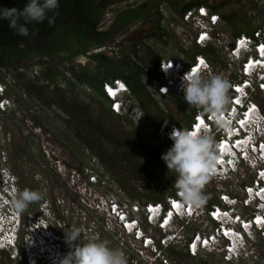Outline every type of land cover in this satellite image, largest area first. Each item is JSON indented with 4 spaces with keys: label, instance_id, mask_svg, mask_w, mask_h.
I'll return each instance as SVG.
<instances>
[{
    "label": "rangeland",
    "instance_id": "1",
    "mask_svg": "<svg viewBox=\"0 0 264 264\" xmlns=\"http://www.w3.org/2000/svg\"><path fill=\"white\" fill-rule=\"evenodd\" d=\"M173 1L175 0H158V4L163 5L167 15V18L162 21L168 33L163 39L146 37L139 42L140 60L149 69L158 56L189 61L183 50L190 54L195 53L193 47L183 48L185 42L182 35L174 31L176 24L179 23L180 14ZM222 12L243 19L250 27H256L264 17V0L234 1L223 8ZM219 29L227 38H233L224 20ZM39 43H43V40L31 41L32 45ZM215 48L222 59V63H218V58L217 61L211 62L216 75H220L229 82L238 78L240 63L238 61L229 63L225 50L219 46ZM127 50L128 48L107 49L94 57L79 56L75 62H58L55 56L48 59L51 63L62 64L63 69H67L65 78L58 77V86L68 98H76L87 105L91 123L99 122L103 129L118 142L116 147L103 138L97 139L91 135L90 127L80 126L73 115L55 103L54 95L58 89L54 85L48 84L45 80L35 81L45 70V66L38 62L39 58L29 60L28 64L32 65L31 68L16 70L0 66V81L7 84V95L13 100L9 110L0 114V166L5 168L3 171L6 177L11 178L12 194L26 188L43 193L41 201L32 203L23 214H18L22 229L18 227L14 241V248L17 250L12 251V248H10L11 252L0 250V264L3 261L5 264H29L26 258L17 255V251L26 242V224L33 223L34 220L38 221L39 217L42 218L41 223L47 225L56 236H54L56 238L54 243H49L44 248V256L42 255L44 264H59V260L72 250L66 242L65 234L74 228L82 230L81 243L91 240L106 241L109 246L123 251L128 264H162L157 254H154V245L147 248L136 239L135 235H128L125 230H122L117 221L108 214L107 206L98 193L103 194L102 190L111 193L128 208L132 203L144 204L162 190L169 191V187L163 181H155L148 170L140 172V175L135 177L133 172L139 168L135 164L136 160L129 158L130 155L126 149L129 145L143 143L150 147L152 154L158 153L161 156L167 141L163 136L164 130H158L156 127L157 120L171 117V123L184 127L197 108L189 106L184 96L170 98L152 93L157 102L152 103L143 97L146 110L134 97L137 117L125 115L122 117L119 115V117L112 113L107 101L103 100L88 83L80 80L87 78L85 71L89 74L100 72V75L108 72L114 64L120 62V56L127 53ZM1 53L2 51L0 56ZM81 57L83 62L79 63ZM70 67L78 71L80 78H76L72 71L68 70ZM152 78L150 75L144 76L150 92ZM37 83L44 88L39 87ZM252 97L264 109V93L259 91L253 93ZM90 163H94L98 169L102 170L108 179L109 191L85 184L87 180L82 171L83 167ZM126 166H130L131 169H127ZM243 169L247 173H243ZM166 170L176 181L174 171ZM253 176V171L250 172L249 169L241 166L239 173L230 174V177L225 180L209 178L203 189V193L208 197L205 204L208 205L211 202L210 198L213 199V203L218 202V193L221 191L229 192L240 201L245 195L242 185L250 182ZM146 183L155 187L154 190L146 189L144 187ZM236 210L244 216L250 215V208L243 207L240 202ZM135 216L139 218L140 225L146 234L154 239L155 244L162 234L165 235L163 230L147 222L143 211ZM181 224L174 221L169 226L168 234L175 232V234L178 233V237L172 240V237L168 236L166 244L171 243L182 253H186L187 240L195 231H207L212 226V222L203 215L184 221L183 227ZM35 232L37 233V230ZM257 238L258 242L252 244L257 254L259 253V261H263L264 241L258 235ZM21 240L23 243L19 245ZM160 243L162 244V241ZM162 246L165 257L175 264H257L258 262L251 257L244 258L239 263L236 261H234L236 263H229L222 261L220 253L202 251L195 258L174 259L170 255V250L166 249L165 245L162 244Z\"/></svg>",
    "mask_w": 264,
    "mask_h": 264
},
{
    "label": "built area",
    "instance_id": "2",
    "mask_svg": "<svg viewBox=\"0 0 264 264\" xmlns=\"http://www.w3.org/2000/svg\"><path fill=\"white\" fill-rule=\"evenodd\" d=\"M161 12L164 14L163 19L167 18L163 5ZM221 22L218 12L212 11L207 5H196L184 11L175 26L174 31L182 35L185 42L184 49L219 46L225 50L229 63L236 61L240 63L239 77L230 82V104L221 114L227 128L218 125L211 115L197 109L191 116L189 126L184 129L199 131L201 127H206L217 141L219 159L209 178L225 180L230 174L239 173L241 166L246 167L250 172L253 171L254 176L250 182L242 185L245 193L243 198L239 201L229 192L221 191L218 193L219 202L196 208L183 203L176 190L175 196H167L166 204L149 201L142 205L132 203L126 208L125 203L118 200L117 196L104 190L101 191L103 194L98 193L107 206L108 214L117 221L122 230L128 235H135L136 239L147 248L154 245V254H157L162 264H175L168 261L162 250V244L166 249L171 245V243L166 244L168 236L172 237V240L178 237V233L175 232L168 234L169 225L177 221L181 222L183 227L184 221L201 215L211 221L212 226L207 231H195L187 240L186 252L192 257H198L202 251L220 253L224 262L239 263L244 258L252 257L254 261H258L257 264H264V260L259 261V253L257 254L252 244L258 242L257 235L264 241V109L252 97L256 92L264 93V51H262L264 17L251 33L242 32L231 39L219 29ZM172 25L174 26V23ZM35 68L37 69V65ZM158 70L159 77L151 79V93L170 98L184 96L181 84L185 73L190 71L203 80L216 75L210 60L200 51L196 52L189 61L181 58H162L158 63ZM102 90L112 113L132 118L138 116L131 88L122 78L105 80ZM12 104V98L7 95V84L0 81V114L7 112ZM173 128L183 127L171 123L165 129L163 136L167 145L164 153L172 145L169 133ZM4 169L0 166L1 247H7L11 242L13 234L11 228L18 216L8 203L12 195V183L10 176L6 177L4 174ZM242 172L247 173L244 169ZM82 174L86 177V185L109 191L108 179L94 163L84 166ZM90 190L93 192L92 188ZM239 202L243 207L250 208V215L244 216L236 210ZM141 211L145 213V219L150 225H156L165 233L159 237L156 244L154 239L146 234L139 223V218L135 216ZM29 237L30 235H26V239Z\"/></svg>",
    "mask_w": 264,
    "mask_h": 264
},
{
    "label": "clouds",
    "instance_id": "3",
    "mask_svg": "<svg viewBox=\"0 0 264 264\" xmlns=\"http://www.w3.org/2000/svg\"><path fill=\"white\" fill-rule=\"evenodd\" d=\"M58 8L59 0H27L22 9L15 6L0 7V20H6L17 35L26 37L30 34L28 27L30 23H41L47 19L50 25L54 24ZM50 12L53 15L49 16ZM79 59L83 62L82 57ZM181 88L184 100L189 106L211 115L216 119L218 125L227 128L221 114L227 109L231 100L229 80L220 75L203 80L199 75L189 71L182 78ZM161 90L167 91V89ZM169 138L172 140V145L161 155V159L165 162L167 169L176 174L177 193L183 203L196 208L202 207L208 198L203 193V189L219 159L218 143L206 127H201L199 131L173 128L169 133ZM42 199L41 191L26 188L13 192L8 203L16 214H23L32 203ZM41 220L42 218L39 217L38 221L34 220L33 223L26 224V235H30V237L26 239V242L23 243L21 240L19 243V245L23 244L17 251V255L26 258L29 264H44V248L56 240L55 234L53 235L50 228L43 222L41 223ZM20 221L21 218L18 215L11 228L13 233L11 242L7 247L0 246V250L9 252H11L10 248L12 251L17 250L14 248V241L18 227L22 229ZM40 231L42 233L41 244L35 241L36 234ZM81 234L80 228L66 232L65 239L72 250L59 260V264H128L122 250L109 246L106 241L91 240L81 243ZM9 252L7 253L9 254Z\"/></svg>",
    "mask_w": 264,
    "mask_h": 264
},
{
    "label": "trees",
    "instance_id": "4",
    "mask_svg": "<svg viewBox=\"0 0 264 264\" xmlns=\"http://www.w3.org/2000/svg\"><path fill=\"white\" fill-rule=\"evenodd\" d=\"M239 2L240 0H175L173 3L176 5L177 10L179 11V14L181 15L184 11H186L188 8L192 6H198V5H207L212 11H216L220 14L221 19L224 20L227 30H229L233 36H236L242 32L245 33H251L254 29V27H250L245 24L243 19H240L236 16H232L230 13L222 12L223 8L230 5L232 2ZM5 7H17L18 9H22L25 4L27 3V0H3ZM86 5V0H59V8L56 10V13L58 14L60 11L64 14H74L78 15L83 11L84 6ZM2 7V5H0ZM62 7V10H61ZM57 14L55 16V19L57 17ZM158 24H160L161 19L163 18V13L158 10ZM49 16L53 15V13H48ZM30 34L28 36H20L17 35L15 30L9 27V24L6 20H1L0 24V48L3 47H18L20 43L25 42L26 45L23 47H18V51L15 52H3L4 57L6 59H11L14 61V64H6L2 63L0 61L1 67H8V68H15L16 70L24 69V68H31L32 65L28 64L25 61V58H30L31 53H37L39 58L38 62L45 66V70L41 72V74L37 77L35 80L36 82L45 80L50 85H54L55 88L58 89L57 92H55L54 98L55 103H58L61 108L66 111L67 113L73 115V117L77 120V123L82 127H90V133L94 137H100L105 140H107L112 146L116 147L118 145V142L114 140V138L108 134L103 127L100 125L99 122H93L91 123V119L88 115V108L87 105L84 103H81L76 98H68L65 92L58 86V77L63 76L65 78V72H67V69H63L61 66L56 63H51L48 59H44L47 55L50 57H53L55 52L52 50H42L41 48H33L29 44L32 40H41V38H48L52 39L55 36V23L50 25L45 19L41 23H30L28 25ZM34 33V34H33ZM168 33L166 29H163L159 33H153L152 36L158 39H163L165 34ZM139 42L135 41L131 44V46L126 51L127 53H123L120 56V62L117 64H114L108 72L100 75V72H97L94 77L92 78H86L82 79L80 81H85L88 83L101 98L105 101L106 98L104 96L102 85L105 80L112 79V78H122L124 81L127 82V84L130 86L133 96L136 100H138L141 104V107L146 110L143 97L147 98L152 103H156V99L153 97L152 93L149 91L147 84L144 80V76L150 75L152 77L158 78L159 77V70H158V63L161 56H158L155 58L152 66L150 69L143 64V62L140 60L139 56V49H138ZM185 54L188 56L189 60L193 59V56L196 52L200 51L203 54H205L210 62L217 61L218 63H222V59L217 54V50L214 46L209 45L205 48L197 49L195 48V53L190 54L186 52V50H183ZM79 54H84L81 52H74L71 51L69 56L63 58V62H68L70 59L74 56H77ZM22 56L24 58L21 62L17 61V57ZM97 56V54L91 55V57ZM31 58L30 60H32ZM68 70L73 71V75L76 78H80L79 74L75 71L74 67H70ZM99 71V69H98ZM20 74V73H19ZM1 79V77H0ZM31 80V82H35ZM232 81V80H231ZM26 85V84H25ZM39 87L40 83H37ZM31 88V87H30ZM42 88H44L42 86ZM231 92V91H230ZM229 92V93H230ZM31 93V92H30ZM119 116V115H118ZM122 117V115H120ZM119 116V117H120ZM161 120V119H160ZM172 118L171 117H165L161 121H157L156 127L158 130H164L168 125L171 124ZM190 123V122H189ZM185 125L183 128H186L189 126ZM127 153L130 155L129 158H132L136 160V165L139 169L137 171L133 172V175L138 177L140 172L142 173L144 170H148L150 172L152 178L155 181H163L166 186L169 187V191L162 190L160 193H157V195L153 199H149L147 202H162L166 204V198L167 196H175L176 194V188H175V181L172 179V176L169 174V172L166 170L167 166L165 162L161 159V156L156 153L152 154L150 151V147L146 144H137V145H129L126 149ZM127 169H131V167L126 166ZM146 189H149L151 191L154 190L155 187L151 186L150 184L146 183L144 185ZM136 197L135 195H132ZM211 202L208 204L211 205L213 203V199H209ZM219 202V201H218ZM146 203V202H145ZM38 236V237H37ZM34 237V235H33ZM35 241L37 243H42V233L36 234ZM39 238V239H38ZM41 239V240H40ZM53 247V245H51ZM50 247V248H51ZM168 250H170V255L175 259L177 257L184 259V258H195L192 257L189 253H182L178 251L174 245H170L167 247Z\"/></svg>",
    "mask_w": 264,
    "mask_h": 264
},
{
    "label": "flooded vegetation",
    "instance_id": "5",
    "mask_svg": "<svg viewBox=\"0 0 264 264\" xmlns=\"http://www.w3.org/2000/svg\"><path fill=\"white\" fill-rule=\"evenodd\" d=\"M158 3V0L142 2L138 0H86L83 11L78 15L64 14L61 11L57 14L54 38H41L43 43L32 45L30 42L29 45L42 50H52L55 52L54 56L57 61L62 63H64L62 59L69 56L71 51L84 53L70 59V62H75L79 56L91 57V55L100 54V52L93 53L98 49L102 52L107 49L129 48L133 42H140L146 37H154L153 33H159L165 29L163 18L158 24V10L161 11L162 6ZM0 5L5 7L4 2ZM137 30L142 31L140 35L130 39L129 37ZM25 45L26 43L23 42L18 47ZM139 46L140 44L138 48ZM18 47L0 48L2 51L0 61L14 64V61L4 57L3 52H15L18 51ZM37 56V53H31L30 58H25V61L29 63L31 58ZM49 57L47 55L44 59H49ZM23 59L19 56L16 60L21 62ZM78 62L81 63V61ZM85 73L88 79L97 74H89L86 71ZM160 119L164 118H159L157 121H161ZM1 264H5L4 261Z\"/></svg>",
    "mask_w": 264,
    "mask_h": 264
},
{
    "label": "water",
    "instance_id": "6",
    "mask_svg": "<svg viewBox=\"0 0 264 264\" xmlns=\"http://www.w3.org/2000/svg\"><path fill=\"white\" fill-rule=\"evenodd\" d=\"M0 3H3V1L0 0ZM138 32H139V33H138ZM141 32H142L141 30H137V31H135V32L133 33V35L130 36L129 38H130V39H131V38H136V37H138V36L140 35Z\"/></svg>",
    "mask_w": 264,
    "mask_h": 264
},
{
    "label": "snow or ice",
    "instance_id": "7",
    "mask_svg": "<svg viewBox=\"0 0 264 264\" xmlns=\"http://www.w3.org/2000/svg\"><path fill=\"white\" fill-rule=\"evenodd\" d=\"M241 43H243V42H241ZM262 51H264V48H262ZM201 123H205V121H201ZM174 206L178 207V205H174Z\"/></svg>",
    "mask_w": 264,
    "mask_h": 264
},
{
    "label": "crops",
    "instance_id": "8",
    "mask_svg": "<svg viewBox=\"0 0 264 264\" xmlns=\"http://www.w3.org/2000/svg\"><path fill=\"white\" fill-rule=\"evenodd\" d=\"M107 104H108V101H107ZM189 122H190V121H189ZM189 122H187L186 125H188Z\"/></svg>",
    "mask_w": 264,
    "mask_h": 264
},
{
    "label": "bare ground",
    "instance_id": "9",
    "mask_svg": "<svg viewBox=\"0 0 264 264\" xmlns=\"http://www.w3.org/2000/svg\"><path fill=\"white\" fill-rule=\"evenodd\" d=\"M263 175H264V172H263ZM170 225H171V224H170ZM170 225H169V226H170Z\"/></svg>",
    "mask_w": 264,
    "mask_h": 264
}]
</instances>
